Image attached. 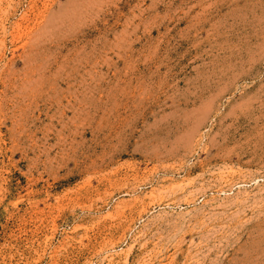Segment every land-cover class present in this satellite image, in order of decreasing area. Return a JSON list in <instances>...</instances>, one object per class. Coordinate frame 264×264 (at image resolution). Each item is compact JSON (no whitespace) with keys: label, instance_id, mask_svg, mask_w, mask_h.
<instances>
[{"label":"rangeland","instance_id":"1","mask_svg":"<svg viewBox=\"0 0 264 264\" xmlns=\"http://www.w3.org/2000/svg\"><path fill=\"white\" fill-rule=\"evenodd\" d=\"M0 264H264V0H0Z\"/></svg>","mask_w":264,"mask_h":264}]
</instances>
